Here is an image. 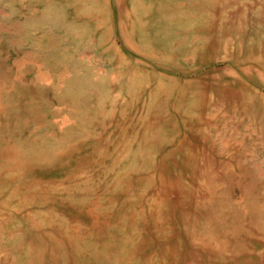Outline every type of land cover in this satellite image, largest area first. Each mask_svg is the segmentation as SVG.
<instances>
[{"label": "rangeland", "instance_id": "1", "mask_svg": "<svg viewBox=\"0 0 264 264\" xmlns=\"http://www.w3.org/2000/svg\"><path fill=\"white\" fill-rule=\"evenodd\" d=\"M0 264H264V0H0Z\"/></svg>", "mask_w": 264, "mask_h": 264}, {"label": "bare ground", "instance_id": "2", "mask_svg": "<svg viewBox=\"0 0 264 264\" xmlns=\"http://www.w3.org/2000/svg\"><path fill=\"white\" fill-rule=\"evenodd\" d=\"M42 81H43V79H42Z\"/></svg>", "mask_w": 264, "mask_h": 264}]
</instances>
